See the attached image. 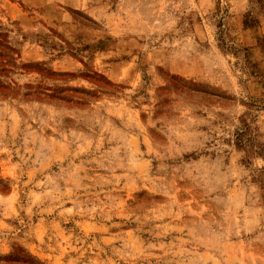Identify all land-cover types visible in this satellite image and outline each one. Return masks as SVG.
Listing matches in <instances>:
<instances>
[{"label":"rangeland","instance_id":"1","mask_svg":"<svg viewBox=\"0 0 264 264\" xmlns=\"http://www.w3.org/2000/svg\"><path fill=\"white\" fill-rule=\"evenodd\" d=\"M0 264H264V0H0Z\"/></svg>","mask_w":264,"mask_h":264},{"label":"trees","instance_id":"2","mask_svg":"<svg viewBox=\"0 0 264 264\" xmlns=\"http://www.w3.org/2000/svg\"><path fill=\"white\" fill-rule=\"evenodd\" d=\"M14 55V52L8 48L5 47L0 42V74L8 73L10 71L7 70V67H14L15 64L13 62L14 58L12 57ZM1 91H10V89L6 86L0 87Z\"/></svg>","mask_w":264,"mask_h":264}]
</instances>
